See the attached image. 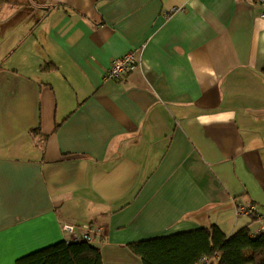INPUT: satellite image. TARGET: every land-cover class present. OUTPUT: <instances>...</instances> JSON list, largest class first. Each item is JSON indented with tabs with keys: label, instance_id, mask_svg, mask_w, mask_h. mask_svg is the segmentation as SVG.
I'll use <instances>...</instances> for the list:
<instances>
[{
	"label": "crops",
	"instance_id": "0c3cea01",
	"mask_svg": "<svg viewBox=\"0 0 264 264\" xmlns=\"http://www.w3.org/2000/svg\"><path fill=\"white\" fill-rule=\"evenodd\" d=\"M264 6L251 0H0V264L95 232L130 246L261 234ZM137 51L139 69L106 80ZM64 225L75 227L72 235Z\"/></svg>",
	"mask_w": 264,
	"mask_h": 264
},
{
	"label": "trees",
	"instance_id": "16d2710c",
	"mask_svg": "<svg viewBox=\"0 0 264 264\" xmlns=\"http://www.w3.org/2000/svg\"><path fill=\"white\" fill-rule=\"evenodd\" d=\"M130 249L143 264H264V231L252 235L243 229L227 237L214 226L209 230L142 241ZM18 264L104 263L100 249L93 244L65 241L34 252Z\"/></svg>",
	"mask_w": 264,
	"mask_h": 264
},
{
	"label": "built area",
	"instance_id": "2783aa9c",
	"mask_svg": "<svg viewBox=\"0 0 264 264\" xmlns=\"http://www.w3.org/2000/svg\"><path fill=\"white\" fill-rule=\"evenodd\" d=\"M252 2L264 6V0H251ZM264 18V13H263ZM141 66V60L138 56L137 51H132L127 53L121 58L114 60L111 64V67L105 74L106 80H115L121 81L123 80L128 74H131L139 69ZM240 214H249L253 215L256 219H258L262 223L261 231H264V213H258L255 206H240L238 208ZM63 230L66 232L67 235H72L75 231V227L71 225H64ZM100 232H95L92 227L84 228V234L80 237H75L71 242H79V241H86L91 244L94 243L95 236Z\"/></svg>",
	"mask_w": 264,
	"mask_h": 264
}]
</instances>
